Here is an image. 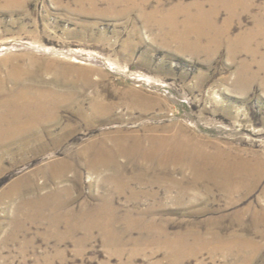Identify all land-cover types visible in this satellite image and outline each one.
I'll return each instance as SVG.
<instances>
[{"label": "rangeland", "instance_id": "1", "mask_svg": "<svg viewBox=\"0 0 264 264\" xmlns=\"http://www.w3.org/2000/svg\"><path fill=\"white\" fill-rule=\"evenodd\" d=\"M145 1L0 0V99L64 98L0 144V264H264V0ZM174 10L212 12L227 36L179 48L157 15ZM146 136L235 157V191L188 168L182 188L139 180L120 156L91 166ZM49 195L68 223L31 207ZM109 207L138 225L86 224Z\"/></svg>", "mask_w": 264, "mask_h": 264}, {"label": "bare ground", "instance_id": "2", "mask_svg": "<svg viewBox=\"0 0 264 264\" xmlns=\"http://www.w3.org/2000/svg\"><path fill=\"white\" fill-rule=\"evenodd\" d=\"M143 1V5H145L146 1ZM177 11L174 10L167 13L157 12V15H159L161 19L160 25L163 28L165 37L176 43V45H178L177 47L182 49L189 48L190 43L200 45L202 44V40H205V48L208 49L217 46L216 43L219 39H224L227 36L226 32L228 28H217L214 13L211 12L207 14L199 12L191 15L185 13L184 19L179 23L177 22L178 19L175 17ZM47 94H50V92ZM63 100L64 98L61 96L50 98L45 94H37L33 99H29L27 96L19 93H12L0 99V144L12 135H20L27 129L40 125L43 118L49 119L53 111L51 104L55 103V108H57L63 103ZM91 111L92 117L97 118L105 109L102 104L95 103ZM13 121H15L14 124L12 123ZM121 141H124L125 144H121ZM121 141L119 142L120 146L116 147L113 153H108L104 148L95 152L90 159L91 166L96 164L113 165L116 158L120 156L130 162L136 163L137 169L135 171H138V173L136 175L134 174V176L139 180L154 184L166 183L176 188L179 186L182 188L183 182H175L172 173L178 168H188L191 172L192 183L195 186L202 181H206L214 183L227 193L235 191V157L229 154L222 152L210 154L205 150L197 148L189 149L185 146H179L172 141L163 140L155 136H146L143 138L128 137ZM121 174L123 175V173H119L118 168L116 178L121 180ZM115 184H117V188L119 189L122 186L119 181H116ZM192 189H194V187ZM120 190L122 192L123 189ZM49 199L53 200L50 201ZM36 201L30 202L31 207H38L39 209L50 212L52 219L50 217L49 221L51 220L53 224L50 223L52 225L55 226L53 221L68 223L71 216H63V214L61 215L59 213L58 209L61 208L62 203L57 201L56 197L49 195ZM28 206L29 203L25 205L26 208H28ZM112 214V208L109 207L105 211L104 216L102 215V210L97 209L91 214H84L83 218L89 219L86 221V224L88 223L95 227L102 228L118 225L120 223L138 225V223L132 220L120 222L115 219ZM42 221L47 222V217L42 218ZM139 224L141 225L142 223Z\"/></svg>", "mask_w": 264, "mask_h": 264}]
</instances>
